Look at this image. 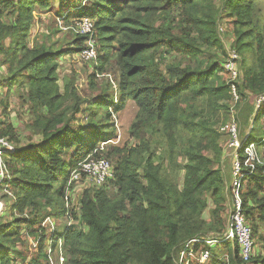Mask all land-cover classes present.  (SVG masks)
<instances>
[{
	"label": "trees",
	"instance_id": "obj_1",
	"mask_svg": "<svg viewBox=\"0 0 264 264\" xmlns=\"http://www.w3.org/2000/svg\"><path fill=\"white\" fill-rule=\"evenodd\" d=\"M59 1L69 7L59 17L66 25L86 19L93 30V35L76 33V47L65 52L29 41L34 11H48L54 0H0V70L6 72L0 88L4 81L8 90L28 89L36 110L30 129L41 139L21 147L15 125L0 120V135L17 147L5 160L10 179L0 187L6 203L0 216V264H50L47 244L59 240L66 264H176L188 241L226 229L224 212L233 193L232 183L224 193L226 176L216 164L224 155L225 133L219 126L230 122L222 109L244 104L248 125L250 119L254 123L245 147L264 140V103L255 114L256 101L248 102L249 96H264V0ZM225 21L240 58L237 81L222 58L210 57L214 50L228 56L220 34ZM90 36L104 53L90 79L103 78L105 96L86 104L77 99L74 86L66 84L62 91L59 61L65 54H82ZM168 56L173 58L165 64ZM112 75L119 76L120 102L110 91ZM129 103L136 108L129 136L138 143L107 145L106 152L96 147L114 129L108 128L112 114ZM101 112L104 119L98 117ZM80 114L86 115L90 131L73 126ZM263 147L256 148L260 159ZM89 155L109 160L115 178L84 190L73 208L71 190L79 183L73 174ZM247 158L242 149L240 196L255 252L245 262L240 248L228 241L210 249L208 264H264V253L257 249L264 251V165L252 170ZM64 216L68 225L50 233L44 222ZM31 239L34 255L26 252Z\"/></svg>",
	"mask_w": 264,
	"mask_h": 264
},
{
	"label": "rangeland",
	"instance_id": "obj_2",
	"mask_svg": "<svg viewBox=\"0 0 264 264\" xmlns=\"http://www.w3.org/2000/svg\"><path fill=\"white\" fill-rule=\"evenodd\" d=\"M16 2L18 0H15ZM73 1V0H72ZM75 1V0H74ZM69 7H62L59 0H54L53 7L49 9L48 11H41L39 13L38 10L34 11L35 15V21L31 33L30 38V44H37V45H44L47 46V48H53L55 50L60 51H68V49H74L76 47L75 41L77 40V34L73 28H77L79 26V22H76V20L70 21L68 25L62 21L61 18H59L63 11H68ZM87 9H89V6L87 4ZM63 10V11H62ZM227 21L223 23V25L220 27V34L222 37V41L224 42L225 50L227 52L226 56L225 54L219 52V51H211L210 57L213 58L215 54H217L218 59L222 58L224 63H226L230 56L233 55L234 50L232 49V43H233V37L231 34L227 35L226 30L228 29ZM89 40V39H88ZM95 43H93V42ZM92 41H86L84 43V46L88 47L89 49H93V53H88L89 57H82V54L77 53H71V54H65L60 59V69H59V84L62 87V91H64V87L66 84L72 85L75 88L77 99H80L81 102H84L86 104L88 103H94L98 101L99 99L103 98L104 95V80L102 77L97 76L96 79H93L91 82L90 77L93 75L94 71L96 70L97 66V59L99 57H104V53L101 50L100 44L97 42V40L93 37ZM101 50V51H100ZM90 51V50H89ZM246 56L248 57V60L250 62H253V54L247 53ZM207 57V56H206ZM216 57V56H215ZM226 57V58H225ZM173 57L168 56L165 64H169V62L172 60ZM112 64V63H111ZM185 64V62L183 63ZM240 64V58L237 61V65ZM113 65L114 72H117V69L115 67V63ZM225 65V64H224ZM106 73L109 75V69H106ZM118 75V74H117ZM242 71L238 68V77H241ZM3 77H6V72H2L0 70V80L4 79ZM119 77V76H118ZM116 75H112L109 78V83L111 84L112 89L110 91H114L115 101L120 102V86L116 85V79L118 78ZM4 86L0 88V120L5 121V123L14 124L15 128L17 130V133L19 135V141L20 146L28 145L30 143H39L41 141L40 138L37 136L33 137L32 131L30 129L33 122L36 120V110L34 109V104L30 100L29 91L26 87H16L14 89L8 90V86L6 82L3 81ZM250 103L254 104L256 101L253 97H248ZM75 101H70V103H73ZM247 102V103H248ZM111 112L113 113V107L110 108ZM230 110V111H229ZM222 109V117L227 116L229 118L228 121H234L239 126V132H240V138L242 139L248 132L250 125H254L252 120L250 119L248 125V119L246 120V114L245 106L244 104L240 108L231 106V109ZM229 111V112H228ZM69 115L66 116L67 120L71 119V111L67 112ZM104 113V112H103ZM103 113H99V118L104 119ZM259 113V112H258ZM257 110L255 111V114H258ZM136 116V108L132 103H129L127 106L124 107L123 111L119 112L117 115L114 113L112 114L109 126L114 127L113 130L107 131L109 136L105 140V144L101 145V142L96 146L99 148H105V152L107 151V145H110L109 148H112V146L117 145L119 147H123L126 144L130 143V146H135L138 142L134 138H131L129 136V128L134 121V118ZM255 124L257 126L261 123V118H258ZM264 123V120H263ZM236 124V125H237ZM75 129H86L87 131H90L91 127L89 126V121L86 117V115L80 114L79 120L73 124ZM222 126V125H221ZM221 126L220 131H221ZM252 127V126H251ZM256 129V126H255ZM222 132V131H221ZM224 134V133H223ZM262 135V131H259V134H257L258 137ZM33 141V142H32ZM222 146L224 148V155L223 159H221L220 163H216L218 166H221L224 171V175L226 176V184L224 188V193L228 192L229 187L232 183V168L234 164V158L233 156V148L230 147L231 141L230 137L225 133V136L223 135L222 138ZM101 145V146H100ZM15 146V145H14ZM92 152V151H91ZM212 155V154H211ZM113 165H115L114 160ZM217 165H214L216 168ZM94 185L86 179L85 176H82L79 183L75 186L73 190H71V207H77L79 206V201L82 197V193L84 190L91 189ZM3 194L0 192V202L3 204V200L1 199ZM60 205V204H59ZM210 207H213L211 204V201H209ZM0 209L1 215L4 214V210L6 208V205ZM70 206V205H69ZM229 207V201L226 203V211L224 212V218L225 222L228 218L227 209ZM78 208V207H77ZM77 211V210H76ZM3 212V213H2ZM6 217H9L8 215L5 216L4 219H7ZM204 217L208 218L209 213L206 211L204 213ZM47 221V220H46ZM53 221V219H52ZM57 229H62L66 224L68 225L69 220L67 217H60L58 220L55 221ZM45 225V223H44ZM257 243L260 245L259 241L257 240ZM30 250L28 248V251H26L29 255H34L36 253V243L34 240H30ZM48 247H50V243L47 244L46 248V254L48 255V259L50 264H58L61 262L60 256L57 255V253H49ZM260 247V246H259ZM257 247L259 249V253H264L262 248ZM23 249L21 248L20 251ZM65 256V255H64ZM66 256H65V263H66Z\"/></svg>",
	"mask_w": 264,
	"mask_h": 264
},
{
	"label": "built area",
	"instance_id": "obj_3",
	"mask_svg": "<svg viewBox=\"0 0 264 264\" xmlns=\"http://www.w3.org/2000/svg\"><path fill=\"white\" fill-rule=\"evenodd\" d=\"M76 33L80 35H93L92 23L89 20H83L79 23L78 29L76 28ZM89 41H92V36H90ZM93 42V41H92ZM94 43V42H93ZM95 44V43H94ZM90 50V51H89ZM93 53V49H86L82 52V57H89L88 53ZM234 54L230 56L229 60L225 63V69L227 72L231 73V78L233 81L238 80V65L237 61L239 60L238 55ZM232 94L234 101L238 102L240 97L237 92L235 85H232ZM264 103V96L258 98L255 102L257 112L260 109V106ZM253 122V121H252ZM234 121H230L225 126L221 128V131L226 133L230 137V147L233 148V158L234 164L232 169V199L229 202V211L228 219L226 223L225 232L220 235H209L204 238H194L188 241L184 248L181 250L176 264H208L212 257L210 249H216L220 245L231 242L232 246H238L240 248V255L245 262L251 260L255 252V240L253 238L252 227L247 223L246 216L243 210V202L240 196L241 191V182L243 179L241 162L239 159V152L242 149H245V154L248 158L246 160V165L254 170L255 165L262 164L264 165V154L260 159L257 154L258 145H264V140L259 144L252 143L249 146H246L248 141L251 128L249 132L241 139L238 124ZM264 150V147H263ZM17 152V147L14 146L7 138H4L0 135V187L2 184L10 179V174L7 169L6 159L9 158L12 154ZM79 170L75 171L73 174L72 180L80 181L82 176H85L94 186H102L106 184L107 181H111L115 178L113 166L111 162L105 158L94 159L92 155H89L85 161L78 165ZM4 193L12 197V194L7 191V188H3ZM68 202V198H66ZM4 207L6 205L5 201H2ZM0 202V209L3 205ZM1 211V210H0ZM5 211V210H4ZM3 213V212H2ZM3 215V214H2ZM1 216V213H0ZM47 227V230L50 233H54L57 229L55 222L51 219H48L44 222ZM70 225V224H69ZM50 243V242H49ZM48 243V244H49ZM220 248V247H219ZM49 253H57L60 256L61 262L58 264L65 263V250L63 240H59L58 243L53 246L50 243L48 247ZM227 260V257H225Z\"/></svg>",
	"mask_w": 264,
	"mask_h": 264
},
{
	"label": "crops",
	"instance_id": "obj_4",
	"mask_svg": "<svg viewBox=\"0 0 264 264\" xmlns=\"http://www.w3.org/2000/svg\"><path fill=\"white\" fill-rule=\"evenodd\" d=\"M232 246V245H231Z\"/></svg>",
	"mask_w": 264,
	"mask_h": 264
}]
</instances>
